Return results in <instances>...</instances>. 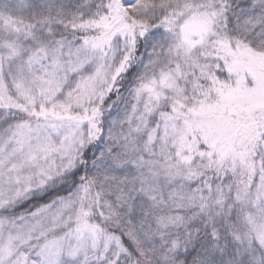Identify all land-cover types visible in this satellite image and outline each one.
I'll return each mask as SVG.
<instances>
[{
	"label": "snow or ice",
	"instance_id": "obj_1",
	"mask_svg": "<svg viewBox=\"0 0 264 264\" xmlns=\"http://www.w3.org/2000/svg\"><path fill=\"white\" fill-rule=\"evenodd\" d=\"M0 264H264V0H0Z\"/></svg>",
	"mask_w": 264,
	"mask_h": 264
}]
</instances>
